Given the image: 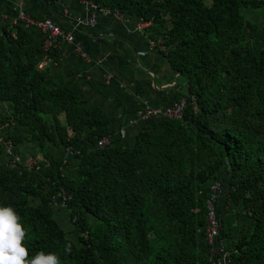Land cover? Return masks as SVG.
I'll return each mask as SVG.
<instances>
[{
  "label": "trees",
  "instance_id": "trees-1",
  "mask_svg": "<svg viewBox=\"0 0 264 264\" xmlns=\"http://www.w3.org/2000/svg\"><path fill=\"white\" fill-rule=\"evenodd\" d=\"M78 1L150 22L149 40L184 83L169 105L183 97L186 106L181 120L154 118L138 126L131 145L114 140L100 149L113 118L68 87H47L49 68L36 69L46 55L57 61L59 51H44L46 38L19 23L0 28V103L10 110L1 134L14 153L23 145L38 151L29 170L24 159L11 166L0 146V205L19 215L29 257L212 264L199 242L207 189L219 182L220 200L242 206L249 220L226 246L230 264H264V26L241 13L263 9L264 0ZM145 87L139 80L137 93ZM51 148L71 151L75 178ZM61 190L76 241L51 206ZM220 223L218 242L227 238Z\"/></svg>",
  "mask_w": 264,
  "mask_h": 264
},
{
  "label": "crops",
  "instance_id": "crops-1",
  "mask_svg": "<svg viewBox=\"0 0 264 264\" xmlns=\"http://www.w3.org/2000/svg\"><path fill=\"white\" fill-rule=\"evenodd\" d=\"M19 10L36 19L50 20L64 34L72 36V43L61 42L59 58L47 71L45 85L68 87L92 108H100L112 117L113 141L131 145L141 124L140 112L145 107L169 105L182 92V78L149 40L148 27L135 30L139 24L136 17L124 16L119 20L105 16L78 0H58L48 6L41 0H0V28L16 24ZM93 16V27H76L77 20ZM35 37L42 35L36 32ZM139 80L146 82L141 95L137 93ZM9 114L8 104L0 103V121ZM37 152L36 146L23 145L15 154L21 160ZM50 152L64 162L66 174L75 178L76 163L67 158L68 154L60 148H51ZM217 205L222 231L227 237L221 244L226 249L241 232L248 231L249 220L240 205L224 204L222 200ZM199 245L206 250L204 238Z\"/></svg>",
  "mask_w": 264,
  "mask_h": 264
},
{
  "label": "built area",
  "instance_id": "built-area-1",
  "mask_svg": "<svg viewBox=\"0 0 264 264\" xmlns=\"http://www.w3.org/2000/svg\"><path fill=\"white\" fill-rule=\"evenodd\" d=\"M85 3V2H83ZM93 11L99 12L105 16H113L116 19H122L124 16L118 12L111 13L109 10L97 9L95 6L85 3ZM16 24L19 23L25 29H34L40 32L45 38V43L43 50L47 51L50 48L59 50L61 42L70 44L73 38L70 34H64L60 28L55 25L52 21L47 19L37 20L26 14L23 10H19L17 17L15 19ZM95 24L94 16L86 20H77L76 27H93ZM150 26V22H144L139 19V24L135 28L136 31H142ZM56 64L55 58L46 55L38 64L36 69L38 71H43L50 68ZM186 106L185 98L181 97L172 105L166 107H145L139 114L140 123L148 122L154 118H164L171 120H181L183 115V110ZM133 123V122H131ZM6 124L0 125V146H2L3 153L9 158L11 166L14 163L19 162V158L13 151V144L11 140L5 139L1 131L6 128ZM121 134L124 133L123 130L120 131ZM113 142L112 133L103 137L97 143V147L103 149L107 146H111ZM70 155L72 154L69 149L66 150ZM34 158L33 156H26L23 165L29 170L33 168ZM224 189L223 185L219 182H213L209 184L207 189V215L206 224L204 228V239L206 242V253L208 254L209 260L212 264H230V252L224 248L221 242H218V237L220 233L221 223L217 214V202L223 197ZM68 195L61 190L55 197L51 199V206L53 209H62L65 207V201L68 200Z\"/></svg>",
  "mask_w": 264,
  "mask_h": 264
},
{
  "label": "clouds",
  "instance_id": "clouds-1",
  "mask_svg": "<svg viewBox=\"0 0 264 264\" xmlns=\"http://www.w3.org/2000/svg\"><path fill=\"white\" fill-rule=\"evenodd\" d=\"M25 232L15 210L0 205V264H60L57 255L51 252L40 251L29 257L23 243Z\"/></svg>",
  "mask_w": 264,
  "mask_h": 264
},
{
  "label": "rangeland",
  "instance_id": "rangeland-1",
  "mask_svg": "<svg viewBox=\"0 0 264 264\" xmlns=\"http://www.w3.org/2000/svg\"><path fill=\"white\" fill-rule=\"evenodd\" d=\"M241 13L246 20H250L253 23L257 24L259 27L264 26V8L260 10H250L243 8ZM182 86V85H181ZM21 150L19 153L21 154ZM55 218L60 222L62 227L68 233L69 238L76 241V235L74 234V229L72 230V224L69 222L68 214L65 212L64 208L55 209Z\"/></svg>",
  "mask_w": 264,
  "mask_h": 264
}]
</instances>
